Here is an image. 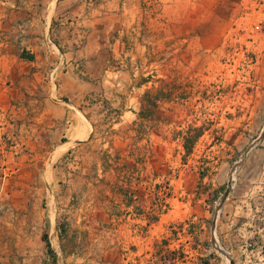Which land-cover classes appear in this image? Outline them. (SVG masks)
Wrapping results in <instances>:
<instances>
[{
  "label": "rangeland",
  "instance_id": "obj_1",
  "mask_svg": "<svg viewBox=\"0 0 264 264\" xmlns=\"http://www.w3.org/2000/svg\"><path fill=\"white\" fill-rule=\"evenodd\" d=\"M137 9L124 68L131 85L143 84L138 115L98 130L93 154L81 153L93 180L111 158L103 144L119 139L116 151L131 159L120 167L130 207L110 206L102 179L60 193L66 245L85 258L109 247L110 236L94 235L112 232L117 214L135 264H264V0H144Z\"/></svg>",
  "mask_w": 264,
  "mask_h": 264
},
{
  "label": "crops",
  "instance_id": "obj_2",
  "mask_svg": "<svg viewBox=\"0 0 264 264\" xmlns=\"http://www.w3.org/2000/svg\"><path fill=\"white\" fill-rule=\"evenodd\" d=\"M52 1L0 0V264H135L120 245L127 239L120 216L111 217L112 232L94 235L110 236L111 245L85 258L67 247L57 209L68 206L60 193L100 179L110 206L130 207L120 167L131 159L116 151L119 139L103 144L111 158L98 161L93 180L81 153L93 154L98 130L109 133L138 115L143 84L131 85L124 47L144 0Z\"/></svg>",
  "mask_w": 264,
  "mask_h": 264
},
{
  "label": "trees",
  "instance_id": "obj_3",
  "mask_svg": "<svg viewBox=\"0 0 264 264\" xmlns=\"http://www.w3.org/2000/svg\"><path fill=\"white\" fill-rule=\"evenodd\" d=\"M189 138L188 137H186L185 139H184V142H183V147H184V149H185V151L188 153L189 151H190V145H189ZM190 143H191V141H190ZM43 239L45 240V242H46V245H47V251L49 252V253H52V249H51V245H50V242L48 241V239H47V236L46 235H43Z\"/></svg>",
  "mask_w": 264,
  "mask_h": 264
},
{
  "label": "water",
  "instance_id": "obj_4",
  "mask_svg": "<svg viewBox=\"0 0 264 264\" xmlns=\"http://www.w3.org/2000/svg\"><path fill=\"white\" fill-rule=\"evenodd\" d=\"M53 1H54V0H53ZM53 1H52V2H53ZM62 101L65 102L66 104H69V105H70V103H69L68 101H65V100H62Z\"/></svg>",
  "mask_w": 264,
  "mask_h": 264
},
{
  "label": "built area",
  "instance_id": "obj_5",
  "mask_svg": "<svg viewBox=\"0 0 264 264\" xmlns=\"http://www.w3.org/2000/svg\"><path fill=\"white\" fill-rule=\"evenodd\" d=\"M0 188H1V182H0ZM1 200V199H0Z\"/></svg>",
  "mask_w": 264,
  "mask_h": 264
}]
</instances>
